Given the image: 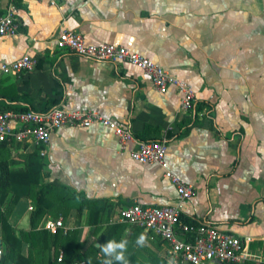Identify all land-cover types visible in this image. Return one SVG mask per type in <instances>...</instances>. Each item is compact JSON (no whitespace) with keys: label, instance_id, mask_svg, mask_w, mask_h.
<instances>
[{"label":"crops","instance_id":"1","mask_svg":"<svg viewBox=\"0 0 264 264\" xmlns=\"http://www.w3.org/2000/svg\"><path fill=\"white\" fill-rule=\"evenodd\" d=\"M9 2L0 0V13ZM14 4L19 33L0 37V67L24 55L38 65L20 76L5 75L0 69L2 88L16 89L10 95L18 100L8 101L31 110L96 112L130 129L137 139L146 125L157 128L158 139L168 140L169 169L196 191L181 204L161 166L120 155L117 136L99 123L55 131L41 150L42 183L65 186L88 200L107 201L114 209L108 221L99 218L94 226L89 225L88 210L81 218L73 212L68 221L47 215L40 227L51 238L60 228L47 230L45 223L62 220L66 232L76 233L80 244L77 259L64 261L61 250L59 262L79 264L90 253L96 254L93 262L102 257L104 264L100 239L107 222L124 224L122 210L136 204H181L184 221L208 224L240 238L255 258L244 264H261L257 261L264 257V0H14ZM64 31L80 34L87 45L124 46L191 83L196 93L192 110L179 113L177 88L157 92L134 66L94 62L60 50L56 40ZM34 148L11 147L7 154L26 156ZM21 156L16 160L24 162ZM32 207L23 197L13 210L9 221L18 233L31 230ZM141 234L146 237L143 247L135 243ZM121 238L129 241L126 256L128 261L136 259L132 264L169 255L162 240L128 224L110 239ZM30 250L24 243L23 255Z\"/></svg>","mask_w":264,"mask_h":264},{"label":"built area","instance_id":"2","mask_svg":"<svg viewBox=\"0 0 264 264\" xmlns=\"http://www.w3.org/2000/svg\"><path fill=\"white\" fill-rule=\"evenodd\" d=\"M19 27L17 8L14 0H10L5 13L0 16V37L18 35ZM56 45L60 50L70 51L90 61L134 66L151 80L157 92L165 94L170 86L177 88L181 94L179 113H187L193 108L196 93L191 83L173 77L162 66L124 46L87 45L84 38L74 31L62 32L56 40ZM37 65V60L24 55L12 63L3 64L0 69L5 75L20 76L29 74ZM95 123L114 132L118 138L120 155L129 156L139 164L161 166L165 170V178L176 187L181 204L195 197L194 186L185 183L168 167L166 138L158 141H140L130 129L96 112L68 111L64 108L27 112L0 111V143H7L10 148L13 144L45 146L50 142L52 134L63 127L90 128ZM131 145L135 148H131ZM181 204L175 206L136 204L122 210L120 222L138 227L166 242L171 264H244L255 259L243 248L242 240L234 235L208 224L192 226L182 223ZM44 227L47 230H54L62 228L63 223L62 220H49ZM1 258L2 248L0 260ZM257 262L264 264V257ZM79 264L88 263L83 260Z\"/></svg>","mask_w":264,"mask_h":264},{"label":"trees","instance_id":"3","mask_svg":"<svg viewBox=\"0 0 264 264\" xmlns=\"http://www.w3.org/2000/svg\"><path fill=\"white\" fill-rule=\"evenodd\" d=\"M5 12L0 13V16ZM0 83V96L2 102L0 111L27 112L31 108L18 107L11 104L8 100H18L17 95H10V90H16L14 85L3 87ZM8 101L7 103L5 101ZM159 130L146 125L143 133L139 134L140 141H158ZM24 147L28 145L13 144L11 147ZM7 143H0V239L3 242L2 259L0 264H37L39 261L43 264H62L59 262L60 251L63 250L65 260L77 259L80 253V244L76 242V233L66 232L65 228L58 229L53 238L46 230L41 229V223L47 215L55 218L62 216L65 221L71 217L73 212L76 217L81 218L85 210L89 211V225H98V220H109L114 211L112 205L107 201L88 200L82 194L72 191L65 186H55L53 184L42 183V173L44 164L42 162L41 150L43 146H36L34 150L21 156L24 162L16 159L5 158L9 151ZM25 166L21 167L20 164ZM31 200L33 207L31 213V230L29 232H20L11 225L10 216L23 198ZM181 222L192 226H199L195 223L184 221L181 216ZM97 223V224H96ZM106 226L104 235L100 239L101 244L105 240L112 238L118 231H122L126 224H109ZM140 231L142 229L138 227ZM164 244L166 242L162 241ZM30 245L28 256L23 255V244ZM93 249L98 251L95 246ZM96 254H85L83 258L88 264H100L103 258H98L93 262ZM136 259L131 257L128 264ZM150 264H171L169 255L163 257L159 255L150 256Z\"/></svg>","mask_w":264,"mask_h":264},{"label":"clouds","instance_id":"4","mask_svg":"<svg viewBox=\"0 0 264 264\" xmlns=\"http://www.w3.org/2000/svg\"><path fill=\"white\" fill-rule=\"evenodd\" d=\"M146 237L141 234L135 241L136 245L143 247ZM129 241L126 238L120 240L110 239L105 244L100 245V250L106 257L104 264H128L126 253Z\"/></svg>","mask_w":264,"mask_h":264},{"label":"rangeland","instance_id":"5","mask_svg":"<svg viewBox=\"0 0 264 264\" xmlns=\"http://www.w3.org/2000/svg\"><path fill=\"white\" fill-rule=\"evenodd\" d=\"M10 155H11V157H12L13 159L19 158V157L21 156V155L19 156V154H16V155H15V154H12L11 151H10ZM10 155L6 153V154H5V158L8 157L9 159H11ZM165 255L167 256V255H168V252H165ZM83 260H84V259H83ZM85 261L87 262V260H85ZM140 264H150V262H149V263H148V262H142V263H140Z\"/></svg>","mask_w":264,"mask_h":264},{"label":"water","instance_id":"6","mask_svg":"<svg viewBox=\"0 0 264 264\" xmlns=\"http://www.w3.org/2000/svg\"><path fill=\"white\" fill-rule=\"evenodd\" d=\"M1 248H2V241L0 240V250H1Z\"/></svg>","mask_w":264,"mask_h":264}]
</instances>
